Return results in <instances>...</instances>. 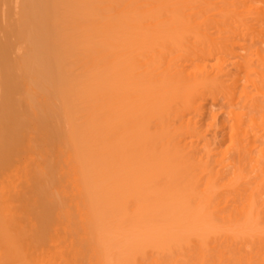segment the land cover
<instances>
[{"label": "bare ground", "instance_id": "1", "mask_svg": "<svg viewBox=\"0 0 264 264\" xmlns=\"http://www.w3.org/2000/svg\"><path fill=\"white\" fill-rule=\"evenodd\" d=\"M0 264H264V0H0Z\"/></svg>", "mask_w": 264, "mask_h": 264}, {"label": "rangeland", "instance_id": "2", "mask_svg": "<svg viewBox=\"0 0 264 264\" xmlns=\"http://www.w3.org/2000/svg\"><path fill=\"white\" fill-rule=\"evenodd\" d=\"M244 44L247 46L252 45V41L247 39L244 41ZM256 46H259L257 44ZM229 69H233L232 65L229 66ZM226 102L223 98L213 99L208 97L206 100V115L204 116V121L207 130V137H211L213 133L218 134L217 140H221V122L226 119L228 108L226 107ZM212 114L216 115V118H212ZM259 143V142H258Z\"/></svg>", "mask_w": 264, "mask_h": 264}]
</instances>
